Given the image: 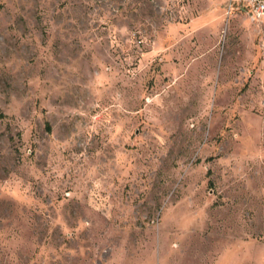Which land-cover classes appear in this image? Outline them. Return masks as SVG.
<instances>
[{
	"label": "rangeland",
	"instance_id": "374dc122",
	"mask_svg": "<svg viewBox=\"0 0 264 264\" xmlns=\"http://www.w3.org/2000/svg\"><path fill=\"white\" fill-rule=\"evenodd\" d=\"M228 0H0V264H264V20Z\"/></svg>",
	"mask_w": 264,
	"mask_h": 264
},
{
	"label": "built area",
	"instance_id": "2783aa9c",
	"mask_svg": "<svg viewBox=\"0 0 264 264\" xmlns=\"http://www.w3.org/2000/svg\"><path fill=\"white\" fill-rule=\"evenodd\" d=\"M229 12L240 10L252 19L264 20V0H228Z\"/></svg>",
	"mask_w": 264,
	"mask_h": 264
}]
</instances>
